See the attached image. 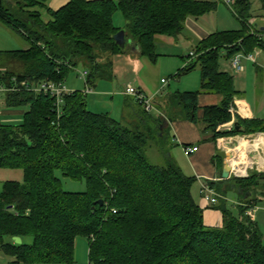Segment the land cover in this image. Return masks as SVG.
Here are the masks:
<instances>
[{
	"label": "trees",
	"instance_id": "1",
	"mask_svg": "<svg viewBox=\"0 0 264 264\" xmlns=\"http://www.w3.org/2000/svg\"><path fill=\"white\" fill-rule=\"evenodd\" d=\"M48 1L0 0V20L30 43L26 50L5 53L24 71L0 70V85L66 83L82 65L88 72L85 85L95 88L114 79L112 59L126 53L115 41L122 30L114 24L117 13L140 56L156 62L159 38L178 41L189 18L216 10L214 3L196 0H70L51 11ZM44 9L51 16L48 22ZM231 11L242 28L201 41L196 57L189 56L177 74L198 68L200 90L169 94L164 104L154 106L159 117L131 97L139 109L127 114L130 121H117L109 113L90 111L83 92L66 95L60 106L49 94L26 89L6 95L7 107H29L19 125L0 119V170L24 174L23 182L7 181L0 193V248L13 259L10 264H76L81 238L89 243L88 264H264L262 233L246 214L257 207L254 196L264 187V174L207 182L222 197L213 207L223 215L221 228H208L193 196L196 178L187 177L167 152L165 166L152 164L148 156L153 147L162 150L159 141L166 140L171 122L199 123L201 94L222 96L218 106L204 108L202 120L215 139L264 133V119L241 118L233 131H217L232 120L240 94L221 61L264 51L258 37L264 29L257 24L264 20V0H236ZM214 163L222 170L221 158ZM58 173L85 182L86 191L66 192ZM233 191L238 205L228 199Z\"/></svg>",
	"mask_w": 264,
	"mask_h": 264
},
{
	"label": "rangeland",
	"instance_id": "2",
	"mask_svg": "<svg viewBox=\"0 0 264 264\" xmlns=\"http://www.w3.org/2000/svg\"><path fill=\"white\" fill-rule=\"evenodd\" d=\"M196 1L211 2L216 5L215 11L207 15H204L200 18H197L196 21L198 26H200L202 29L206 30L210 34H214L217 32L239 31L242 28L240 21L236 19V17L233 15L230 8V4H227V0H196ZM255 5L256 7L258 6L257 4ZM114 21L117 27H126L127 25L126 21L124 20L123 16L120 13H117L115 15ZM257 24L259 27L263 25L264 22L259 20L257 21ZM184 35L188 38H192L194 45L196 42L195 38L199 40L198 36H195L188 29L185 30ZM186 37L180 39V46H184L185 51H187V53L184 55L188 58V56H190L191 53H194L195 49L194 50L192 49V45L188 43ZM29 46H30L29 41H26L21 37H17L9 27L4 26L0 22V52L2 54L0 55V67L2 66V69L7 71H13L15 73H22L24 71L22 63L7 58L6 54L7 52L26 49ZM257 50L253 52L256 63L247 60L245 55L242 56V64L246 72L243 74V76L235 79V88L245 93L246 98L249 100L252 106L256 103V101H259L263 106V111H264V82L261 84L260 77H258L259 74L258 68L260 69V67H262L264 70V51L260 49L258 51ZM125 60L127 59H123L122 61L124 67L123 68L121 67V72L119 71L120 74L119 79H115L113 83H110L112 91L108 93V95L105 97L106 103L102 102L99 107L91 108L92 110H96V111H106L111 106L112 115L114 116V118L116 117V119H118L119 121H122L123 119H125V121L131 120V118L127 115V112L126 114H124V117L122 119V106L125 101V97L123 93L125 92L127 87L131 86L141 91L144 94V96L148 98H152V97L153 99L156 98L154 102L159 104L160 103L159 101L162 100L164 95L173 92L174 87L178 84L177 83L178 73L169 74L171 70V66L169 65V63H164L165 61H162L163 59H160L161 61L158 60L156 62H152L148 59L151 65L142 63L144 67L142 68L141 66L137 69L134 65H129L128 62ZM221 68L223 71H226L230 74H235L230 63L225 62V60L221 61ZM84 71L85 68L82 65H80L75 71L70 72L68 74L66 85L68 88H70L71 91L73 90L72 92H77V91L84 92L85 81L80 76V74ZM162 79L170 83L171 89H169L168 85L165 84V86L163 85V87H165V90L162 92L161 95L156 96L157 94L155 93V91L160 89ZM141 81H144L149 88L142 85ZM151 89H155V90H151ZM150 92L152 94H149ZM94 95L96 94L94 93L93 96L89 95L87 98V103L89 104V107L93 101L97 102V97ZM137 109H139V107H137ZM28 110H29L28 106L9 108L5 105L4 100H0V119L4 124L13 125V126L21 124L23 122L24 113H26ZM152 114L154 117H159V112L156 110H154ZM259 136H264V133H257L248 136L241 135L240 137L241 139L243 137L246 138L253 137V140L255 141L259 138ZM225 137L227 136H222L218 138H225ZM228 137H235V136H228ZM173 139H174L173 132H171L169 129L166 140L159 141L160 145L162 146L161 148L162 152L160 151V149L158 150L155 147H153L148 152V156L152 164L159 166L167 165L168 163L167 155H164L163 152H167L168 155L172 154L173 148L177 146L174 145ZM254 141L253 143L249 144L250 147L252 148H255L252 146L254 144ZM261 152L263 153V151ZM254 154L256 155L257 152ZM254 154L252 155V157H254ZM173 160L176 162L174 157ZM251 160L253 161V163H255V165L256 163H259L258 164L259 166L257 167L256 165L255 169L250 171V175L253 172L255 173V170L258 169L261 170L264 168L262 167L263 164L261 162H258L257 159L252 158ZM248 163H251V161L247 162V164ZM57 176L62 179L63 189L66 192L82 193L85 192L87 189L85 182L63 179L59 173L57 174ZM23 180H24V174L20 170H6V169L0 170V193L3 190V185L5 182L7 181L23 182ZM262 185L264 186V181L262 182ZM238 197L239 195L235 191L230 192L228 194V199L229 198L238 199ZM254 198L258 201L257 214L255 215L257 218L256 222L259 226V229L262 233L264 240V187L258 191L257 195H255ZM32 241H33L32 238L25 239V243L27 244H31ZM11 261L12 258L4 254L0 248V264H8ZM88 263H89V243L86 239L81 238L79 239V243L76 251V264H88Z\"/></svg>",
	"mask_w": 264,
	"mask_h": 264
},
{
	"label": "crops",
	"instance_id": "3",
	"mask_svg": "<svg viewBox=\"0 0 264 264\" xmlns=\"http://www.w3.org/2000/svg\"><path fill=\"white\" fill-rule=\"evenodd\" d=\"M114 1H118V0H114ZM69 2L70 0H49L47 3V8H49L51 11H57L60 8L67 5ZM50 17L51 16L47 12V10L45 9L42 10L43 20L45 21L47 19L45 22H48L51 19ZM260 20L264 22L263 19ZM196 21H197L196 18H189L186 21V29L191 31L195 36H198L199 38V40L195 38L196 40L195 45L193 44L192 38H188L185 35L182 37V38L185 37L187 38L188 43L192 45L193 50L201 41L205 40L211 35L209 32L198 26ZM257 21H259V19H257ZM0 22L4 26H7L1 20ZM261 27H263L264 29V24ZM119 28L122 29L121 31L125 32L127 37V33L125 30L126 27H119ZM16 36L20 37L18 35ZM127 39L130 41L128 37ZM135 48L137 47L135 43L131 40V44L126 46V48L124 49L126 53L122 55H118L112 59L114 64V75H115L114 79L100 81L97 83L95 88H90L92 92L86 93L87 98L89 95L93 96L94 93L96 94L94 96L97 97V102L93 101L90 104V107L88 104V109L90 111L100 114L109 113L111 117L114 118L111 112L112 110L111 106L106 111H96V110H92L91 108L99 107L102 102L106 103L105 97L108 95V93L112 91L110 83H113L115 79H119L120 77L119 71L121 72V67L122 68L124 67V65L122 64L123 59H127L125 61H127L129 65H134L136 69L141 66L143 68L144 66L142 63L151 65L148 58L141 57L139 54L140 53L139 49L137 48L135 50ZM186 53L187 51H185L184 46H180V40L175 41L174 39L161 37L156 42L157 61L158 60L161 61L160 59H163L162 61H165L164 63H169V65L171 66V70L169 74H177L180 70H182L189 64L188 58L184 55ZM225 62L230 63V60H225ZM261 69L263 70V68L260 67V69L258 68L259 71L258 70L257 71L259 73L258 77H260V83L262 84L264 82V72H263L264 70L262 71ZM0 70L2 71L4 70L2 69V66L0 67ZM245 72L246 70H244V72L242 73H236L234 71L235 74H231V75L234 76V79H237L238 77L243 76ZM177 79H178L177 80L178 84L174 87V91L171 93H177V91L180 93L195 92L200 90L201 72L198 68H196L195 70H193L192 72L186 75L177 77ZM162 81H161L160 89L155 91V93L157 94L156 96L162 94V92L165 90V87H163V85L165 86V84H167L169 89H171L170 83L168 81H166L167 83L165 84H163ZM141 84L149 88L144 81H141ZM84 86H85L84 88L85 90L83 93L87 92V87L86 85ZM68 89L70 90V88ZM151 90H155V89H151ZM238 91L240 92V94L235 98V107H234L235 118L236 119L241 118L243 120L264 119V111L261 103L259 101H256V103L252 106L249 100L246 98L245 93L241 92L240 90ZM171 93H167L166 95H164L162 100H160L159 102L161 104H164L166 102L167 96ZM149 94L152 93L150 92ZM124 97H125V101L122 106V119L124 117V114H126V112L127 114H130L132 111H134V108L137 107L135 106V104H133L130 97H127L125 95ZM155 99L156 98H154V101ZM221 101H222L221 95L201 94L198 98V111H197V118L199 123H194L192 121L184 120V119H178L171 122L169 125L170 131L173 132L174 135V139H173L174 145H177L173 148V152L170 155L175 158L176 162L178 163V165L180 166V168L187 177L196 178L197 182L193 186V190H192L193 196L196 202L199 204V206L203 209L204 224L208 228H221L223 225V215L221 211L213 207L214 205L209 204L202 198L200 194L201 185L207 182H221L223 180L222 173H223L224 165L226 164V162L231 164L232 159H233L232 161H234L235 159H240L241 161L248 159L249 161H252L251 159L253 158V159H257L258 162H261L263 164L262 167H264V136H259V138L254 141V144L252 146L255 147L256 148L255 149L250 147L249 144L243 143L241 141L240 136L215 139L213 133L204 131L205 125L202 121L204 117V108L208 106H218L221 103ZM155 104L156 107L159 108L158 104L157 103ZM158 112L159 114H162L160 110ZM114 119L119 121L118 119H116V117ZM187 147H191V148L198 147L199 150L197 153L191 155L190 157H187L184 152L185 148ZM261 151H263V153ZM256 152H257L256 154L257 156L254 154ZM253 154L254 157H252ZM245 156H247V158ZM218 157L221 158L223 162L222 170H220L217 167V165L214 163V160ZM258 164L259 163H256L257 167L259 166ZM259 171H261V173L264 174V168L261 170L259 169ZM229 201L236 202L237 198H233V199L229 198ZM256 220L257 218L255 216V221ZM78 243L79 240L76 243V251H77ZM11 262H9L8 264H10Z\"/></svg>",
	"mask_w": 264,
	"mask_h": 264
},
{
	"label": "built area",
	"instance_id": "4",
	"mask_svg": "<svg viewBox=\"0 0 264 264\" xmlns=\"http://www.w3.org/2000/svg\"><path fill=\"white\" fill-rule=\"evenodd\" d=\"M236 3V0H227V4H230V8L233 9L234 4ZM259 40L264 42V33L263 34H258ZM258 51V50H257ZM245 55L247 60H249L250 62L256 63L255 60V56L253 55V53L250 54H237L234 57H232L230 59V63L232 65L233 70L236 73H242L244 72V67L242 64V56ZM191 58H195L196 55L194 53H191L190 55ZM190 62V61H189ZM188 62V63H189ZM88 72L85 70L84 72H82L80 74L81 78L85 81L86 84V78H87ZM163 84L167 83L165 80L162 81ZM20 85V87H19ZM87 87V92H92V90L86 85ZM21 89H26V90H30L33 91L35 94H49L51 97L55 98L57 101V105L60 106V104H62L63 102V98L68 95L71 94L72 92L67 88L66 83L60 82V83H55L52 81H46V82H42V83H30L28 81H24L21 84H16L13 86H6V85H0V100H4L6 95L8 93L11 92H15V91H20ZM124 95L127 97H131L133 98L137 103H140L143 108L150 112L154 109L155 106V102L153 97L152 98H148L146 96H144V94L129 86L126 88ZM235 111L234 108L231 109V114H232V120L228 123H226L225 125H222L218 128V131H228L231 132L235 129L236 126V118L234 115ZM241 141L245 144H251L253 143V137H243L241 139ZM199 150L198 147H187L185 148L184 152L185 155L187 157H190L191 155L197 153ZM247 158V156H245ZM233 160V159H232ZM231 160V178H238V179H245L248 178L250 176V171L255 169V163H253V161H251V163L247 164V161H249L248 159H245L244 161H241L240 159H235L234 161ZM259 170V169H258ZM200 194L202 196V198L208 202L209 204H216L218 203L219 199L222 198L214 189H212L208 183H203L201 185V190H200ZM235 205H238L237 202H232ZM116 213V212H114ZM257 213V207L256 208H251L247 211V216L250 217L253 221H255V215Z\"/></svg>",
	"mask_w": 264,
	"mask_h": 264
},
{
	"label": "water",
	"instance_id": "5",
	"mask_svg": "<svg viewBox=\"0 0 264 264\" xmlns=\"http://www.w3.org/2000/svg\"><path fill=\"white\" fill-rule=\"evenodd\" d=\"M115 41L117 43V45L121 48V49H125L126 46L131 44V40L129 41L126 37V34L124 31H120L116 36H115ZM137 48H135L136 50ZM255 174L256 175H261V171L259 170H255ZM222 178L223 180H229L231 178V166L228 162H226V164L224 165L223 168V173H222ZM240 191V190H239ZM247 197V196H246ZM98 204L102 205L103 201H99ZM14 242L16 245H21L22 244V239L19 237H15Z\"/></svg>",
	"mask_w": 264,
	"mask_h": 264
}]
</instances>
